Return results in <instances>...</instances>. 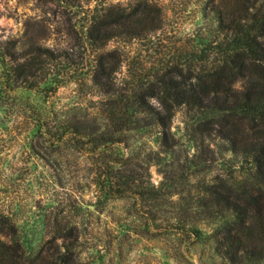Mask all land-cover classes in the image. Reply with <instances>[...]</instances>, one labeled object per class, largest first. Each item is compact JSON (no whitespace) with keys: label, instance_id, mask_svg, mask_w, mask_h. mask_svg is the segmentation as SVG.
Returning <instances> with one entry per match:
<instances>
[{"label":"rangeland","instance_id":"1","mask_svg":"<svg viewBox=\"0 0 264 264\" xmlns=\"http://www.w3.org/2000/svg\"><path fill=\"white\" fill-rule=\"evenodd\" d=\"M254 1L252 13L264 0ZM224 6L0 0L1 251L13 253L18 242L17 264H29L41 247L48 258L65 255L64 264H264L241 261L239 249L234 263L223 239L237 221L226 200L236 196L254 199L249 243L258 241L264 179L255 158L234 152L219 125L206 124L214 111L183 105L165 142L156 116L133 98L155 92L146 102L161 113L159 88L172 80L188 90L222 64L230 36L213 8ZM106 13L116 23L103 26ZM149 18L157 25L129 36ZM245 65L229 95L255 82V64Z\"/></svg>","mask_w":264,"mask_h":264},{"label":"trees","instance_id":"2","mask_svg":"<svg viewBox=\"0 0 264 264\" xmlns=\"http://www.w3.org/2000/svg\"><path fill=\"white\" fill-rule=\"evenodd\" d=\"M224 3L225 6L221 10L217 9L218 6L213 8V11L218 13L219 30L230 36L225 49L221 50L225 57L222 64L212 68L205 76H195L188 90H181L179 85L172 80L168 86L159 88L155 95L161 106V113L146 102L147 95H154L155 92L147 89L141 90L140 93L133 95V98L137 99L136 107L141 109L144 107L143 112L156 116L165 142L167 140L165 131L168 129L177 106L183 105L188 112L198 114L204 111H214L218 117L206 124H218L217 133L230 144L234 152L253 156L258 166V174L264 179V1L263 5L253 13L250 9L255 7L254 0H224ZM226 6L230 7L225 8ZM109 16V13H106L101 20L105 27L116 23L109 21L111 20ZM133 16H136L135 13L128 16L126 20L129 21ZM152 25L157 24L149 18L145 25L140 26L141 29L139 26L131 27L129 36L136 37L139 31L143 33L145 29L150 31ZM248 60L253 65L255 64L254 73L257 75L255 82L249 84L250 86L239 95L234 93L229 95L228 86L238 75H242L246 66L245 61ZM224 83L227 88L221 89ZM211 93L222 94V96L210 97ZM122 109L125 111L124 108ZM240 131L243 135L240 140H237ZM69 133L78 135V131L70 126ZM72 139L74 141L73 137ZM232 199L233 201H229L227 197L226 201L236 213L237 221L231 229L225 230L223 237L224 243L228 245L229 259H234L233 262L237 263L235 250L239 249L242 253L241 261L251 256L256 257L255 260H264L263 222L258 227V241L255 244L249 243L252 228L248 223V207L255 203L254 199L244 200L236 196ZM14 244L13 253L0 250V263L17 264L18 260L14 257V252L19 253L18 258L22 259L21 246L16 241ZM65 249L68 251L69 248L65 247ZM46 254L47 249L44 251L41 247L29 264H64L65 262L63 254L58 253L53 258H48Z\"/></svg>","mask_w":264,"mask_h":264}]
</instances>
